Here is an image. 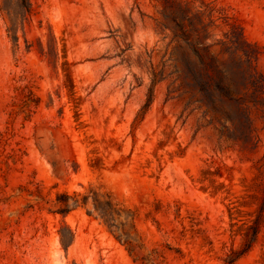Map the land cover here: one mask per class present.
<instances>
[{"label": "rangeland", "instance_id": "rangeland-1", "mask_svg": "<svg viewBox=\"0 0 264 264\" xmlns=\"http://www.w3.org/2000/svg\"><path fill=\"white\" fill-rule=\"evenodd\" d=\"M182 1L0 0V264H264V0H188L215 106Z\"/></svg>", "mask_w": 264, "mask_h": 264}, {"label": "trees", "instance_id": "trees-1", "mask_svg": "<svg viewBox=\"0 0 264 264\" xmlns=\"http://www.w3.org/2000/svg\"><path fill=\"white\" fill-rule=\"evenodd\" d=\"M21 1L26 11L29 12L27 0ZM189 4L188 0L182 1L179 8L181 16L175 18L177 28L183 33L182 37L186 43L184 47L183 63L186 66L189 76L194 81L195 86L209 98L214 106L223 100L230 101V97H233V95L230 93L228 84H226L229 79V74L224 69L225 63L214 54L212 46L206 43V38L204 39L199 36L198 39H195L188 33L187 27L191 28L194 32L198 31L196 30L198 27L195 24V20L199 21L202 28H206L202 15L203 13H201V11L193 13ZM250 75L255 76L253 73ZM97 197L96 203L100 202L101 204L103 202L112 212L113 208L110 202H101L100 195ZM97 210L100 211L99 208H97ZM100 213L105 216L108 212L100 211Z\"/></svg>", "mask_w": 264, "mask_h": 264}]
</instances>
